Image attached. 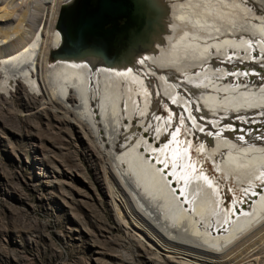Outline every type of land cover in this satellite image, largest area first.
<instances>
[{
	"label": "bare ground",
	"instance_id": "6f19581e",
	"mask_svg": "<svg viewBox=\"0 0 264 264\" xmlns=\"http://www.w3.org/2000/svg\"><path fill=\"white\" fill-rule=\"evenodd\" d=\"M18 1L0 0L14 46L0 53V99L17 91L83 147L116 229L139 248L132 263L262 264L264 0H148L149 34L104 62L63 51L58 17L76 0Z\"/></svg>",
	"mask_w": 264,
	"mask_h": 264
},
{
	"label": "rangeland",
	"instance_id": "374dc122",
	"mask_svg": "<svg viewBox=\"0 0 264 264\" xmlns=\"http://www.w3.org/2000/svg\"><path fill=\"white\" fill-rule=\"evenodd\" d=\"M47 4L44 6H52ZM39 10L38 23L43 6ZM10 32L14 35V30ZM3 39L0 37L3 42L0 53L7 57L14 46ZM3 94L0 99V264H133V252L139 248L127 244L124 231L116 229L109 201L84 159L83 147L69 142L66 131L59 130L56 121L47 125L37 118L33 104L22 101L17 91ZM134 97L135 94H128L129 101ZM167 135L169 141L166 138L165 143L172 149V133ZM34 136L42 139L43 151H39V144L37 150L40 158L49 159L46 164L50 165L49 169L36 163ZM40 167L48 172L45 177L40 175ZM86 175V180L97 188L99 199L91 196L94 190L83 182ZM225 196V206L230 207L235 194L229 186ZM251 202L245 200L247 206ZM142 259L138 257L136 264H147Z\"/></svg>",
	"mask_w": 264,
	"mask_h": 264
},
{
	"label": "water",
	"instance_id": "95a60500",
	"mask_svg": "<svg viewBox=\"0 0 264 264\" xmlns=\"http://www.w3.org/2000/svg\"><path fill=\"white\" fill-rule=\"evenodd\" d=\"M152 20L148 0H76L63 7L57 27L66 39L65 54L89 51L104 62L144 40Z\"/></svg>",
	"mask_w": 264,
	"mask_h": 264
}]
</instances>
